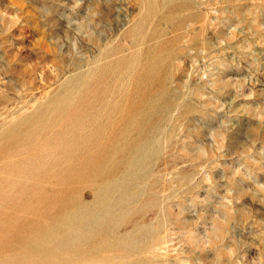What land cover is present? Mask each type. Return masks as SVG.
Returning <instances> with one entry per match:
<instances>
[{"label": "rangeland", "instance_id": "1", "mask_svg": "<svg viewBox=\"0 0 264 264\" xmlns=\"http://www.w3.org/2000/svg\"><path fill=\"white\" fill-rule=\"evenodd\" d=\"M0 58V264H264V0H0Z\"/></svg>", "mask_w": 264, "mask_h": 264}, {"label": "bare ground", "instance_id": "2", "mask_svg": "<svg viewBox=\"0 0 264 264\" xmlns=\"http://www.w3.org/2000/svg\"><path fill=\"white\" fill-rule=\"evenodd\" d=\"M59 51H60V50H59ZM92 51H93V50H92ZM89 52H90V51H89ZM83 54H84V53H83ZM85 54H86V53H85ZM89 55H90V54H89ZM73 56H74V55H73ZM86 56H87V54H86ZM90 56H91V55H90ZM76 57H77V56H76ZM80 57H81V54H80ZM78 58H79V57H78ZM1 59H2V58H0V61H1ZM65 59H66V58H65ZM69 59H70V58H69ZM80 59L82 60V58H80ZM80 59H79V60H78V59H74V60H73V64H74L75 66L78 65V64L80 63V62H79ZM83 59L85 60L84 56H83ZM66 60H67V59H66ZM84 60H82L83 63L86 62V61H84ZM82 61H81V62H82ZM64 62H65V60H64ZM83 63H82V64H83ZM69 64H70V62H69ZM73 64H72V65H73ZM82 64H81V65H82ZM64 66H65V65H64ZM67 66L69 67V65H67ZM79 70H80V68H79ZM68 71H69V70H68ZM73 71H74V70H73ZM69 73H70V72H69ZM74 74H75V73H74ZM71 75H72V74H71ZM72 76H73V75H72ZM3 79H5V78H3ZM10 79H11V78H10ZM4 81H5V80H1L0 83L3 84ZM6 82H7V81H6ZM74 83H75V82H74ZM5 84H6V83H5ZM62 84H63V82H62ZM76 84H77V83H76ZM5 86H6V85H5ZM5 86H4V87H5ZM58 87H59V85H58ZM62 91H63V90H62Z\"/></svg>", "mask_w": 264, "mask_h": 264}]
</instances>
